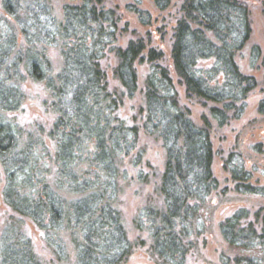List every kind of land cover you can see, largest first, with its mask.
I'll return each mask as SVG.
<instances>
[{
  "label": "trees",
  "instance_id": "16d2710c",
  "mask_svg": "<svg viewBox=\"0 0 264 264\" xmlns=\"http://www.w3.org/2000/svg\"><path fill=\"white\" fill-rule=\"evenodd\" d=\"M58 19L50 0H1L0 11V164L5 173L3 195L15 214L0 240L4 264H43L25 220L44 233L56 261L69 262L67 236L76 252L74 264H126L135 244L129 239L118 209L122 182L128 181L126 159L135 168L145 158L139 148L141 132L158 138L166 152L165 169L156 190L162 205L149 203L135 218V227L152 240L151 252L159 264H187L196 239L207 232L204 210L220 189L214 174L216 151L212 120L218 127L239 120L248 108L256 77L242 72L238 57L253 35L247 0H181L180 17L172 37V67L186 95L208 110L202 125L180 101L170 68L162 64L165 52L149 48L143 38L119 47L121 16L104 0H69ZM165 12L173 0H153ZM134 0L127 10L144 26L150 12ZM16 26L25 42L21 48ZM58 48L63 58L54 76L48 56ZM118 59L115 75L125 96L139 92L138 65L147 64L142 125L119 116L123 97L109 88L103 61ZM251 66L264 72L258 45ZM211 64L204 67L202 63ZM44 83L56 120L47 137L26 136L10 114L25 103L26 75ZM264 85V83H263ZM263 98L258 111L264 115ZM224 168L235 182L234 191L264 197V186L253 185L254 174L244 157L231 152ZM148 175L139 172L140 181ZM229 246L240 254L223 256L224 264H264V207L254 213L242 208L220 223Z\"/></svg>",
  "mask_w": 264,
  "mask_h": 264
},
{
  "label": "rangeland",
  "instance_id": "374dc122",
  "mask_svg": "<svg viewBox=\"0 0 264 264\" xmlns=\"http://www.w3.org/2000/svg\"><path fill=\"white\" fill-rule=\"evenodd\" d=\"M69 2V0H50L54 14L58 19L63 18V7ZM133 2L134 0H104L106 7L117 9L121 16L120 26L125 31L119 37L118 46L126 47L130 40L140 37L148 43L149 48L162 49L165 52L162 64L172 71L181 104L191 111L196 124L202 125V117L208 115V110L196 100L187 97L185 87L179 84V79L173 70L170 57L173 32L180 17L182 1L173 0L171 8L161 12L156 8L153 0H142L141 8L152 15L150 26L141 24L137 15L127 10V5ZM246 2L251 10L253 35L237 61L244 74L257 78L259 87L249 95L248 108L241 119L232 120L222 128L218 127L215 121L211 122L212 139L217 153L214 174L219 180L220 189L211 197L204 210L208 229L204 235L196 239V247L190 252L187 264H224V255L231 258L239 255L240 252L229 246L223 239L220 223L239 209L245 208L254 213L264 207V197L240 194L234 191L235 182L224 168L226 157L231 152H239L244 157L247 169L254 174L252 184L264 186V115L258 111L259 103L263 98L264 72L260 63L257 68H253L250 60L252 48L255 45L261 48L264 56V0H247ZM0 11L2 12L1 0ZM16 29L20 47L24 49V39L17 26ZM48 56L53 65V75L56 76L63 67L61 51L58 48H50ZM210 64L211 62L201 65L208 67ZM117 65L118 59L114 53H110L103 61L110 90L123 97V106L119 111V116L129 124L142 125L143 116L140 111L144 108L143 91L149 67L147 64L137 66L139 92L134 98H129L125 96V89L115 75ZM25 75L26 81L23 83L25 103L20 112L10 114L9 117L24 129L26 136L33 134L35 137H43L51 153H54L53 143L47 137L56 120V114L49 107L50 94L44 83H37L28 78L26 73ZM140 137L139 148L146 152L144 162L140 167L135 168L130 162L132 158L125 160L124 168L128 170L129 179L122 182V193L118 204L129 239L135 244L133 254L126 264H159L157 257L153 256L151 252L152 240L148 233L136 229L135 218L141 208L150 202L162 205L156 188L165 169L166 152L158 138L148 135L145 131L141 132ZM140 171L149 176L148 181L138 179ZM5 184V173L0 164V240L10 219L15 216L4 200ZM23 231L32 240L33 248L43 264H63L56 261L46 243L44 233L33 222L25 220ZM65 239L70 260L64 264H74L76 252L70 239L67 236ZM4 260V257H0V264H4Z\"/></svg>",
  "mask_w": 264,
  "mask_h": 264
}]
</instances>
